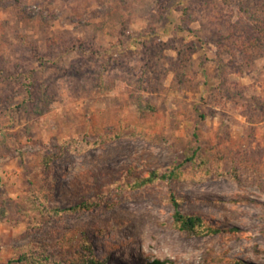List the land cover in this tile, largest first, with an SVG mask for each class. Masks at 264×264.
<instances>
[{
    "label": "rangeland",
    "instance_id": "374dc122",
    "mask_svg": "<svg viewBox=\"0 0 264 264\" xmlns=\"http://www.w3.org/2000/svg\"><path fill=\"white\" fill-rule=\"evenodd\" d=\"M258 1L0 0V264H264V56L224 51L254 34L245 5ZM192 143L221 150L237 177L111 189L130 166L169 169ZM170 190L182 212L240 232L179 231ZM38 197L99 205L52 215Z\"/></svg>",
    "mask_w": 264,
    "mask_h": 264
},
{
    "label": "trees",
    "instance_id": "16d2710c",
    "mask_svg": "<svg viewBox=\"0 0 264 264\" xmlns=\"http://www.w3.org/2000/svg\"><path fill=\"white\" fill-rule=\"evenodd\" d=\"M249 4L245 5V10L248 13V17L252 21V26L250 27L251 32L254 34H248L249 36L245 39H234L232 44H224V51L233 54L234 46L238 47V51L242 53L243 57L246 58L247 63L251 64L256 58L264 56V0H259L255 3L253 11L250 12ZM228 38V37H227ZM196 141H199V137L196 133L193 134ZM121 137V134H116L110 139H116ZM87 145L97 146L100 145V142H86ZM211 146H206L202 148L201 144L192 143L188 145L185 151V157L178 163H174L169 169L163 168H154L148 170L144 174H137L132 166L128 167L123 171L121 176L110 183L111 189H126L129 191L139 190L141 188L147 187L149 185L155 184L157 182L171 181V180H187L197 178V174L201 173V178L206 177L207 175H224L228 177H237V169L235 166L230 170H223L220 168V163L217 162ZM218 157L224 156L221 150L217 149L215 151ZM264 157V156H263ZM262 157V158H263ZM264 160V158H263ZM43 161L46 165H49L50 158L45 156ZM261 163V162H260ZM213 165V169L211 170ZM38 200V207L41 210L45 209L49 214L60 215L61 213L67 212H78L83 210H90L99 205L98 201L94 200H85L78 202L74 205L60 208V207H44V203L41 200V197L35 199ZM185 200L184 196H180L170 190L169 192V201L174 207L173 213V224L181 232L186 234L197 235V236H206V235H215L221 233H239L240 229L237 227L230 228H221L214 226L209 223L202 213L193 212V213H184L181 211V205ZM37 204V202H35ZM46 207V206H45ZM1 215V214H0ZM40 254L39 256L29 255L28 253H21L15 261L16 263H26V264H43L42 261H47L48 257ZM65 264H104L103 261L98 260L96 257H73L65 261ZM150 264H165L159 259L153 260ZM204 264H253L245 262L241 259L228 260L226 258L213 257L210 260H204Z\"/></svg>",
    "mask_w": 264,
    "mask_h": 264
}]
</instances>
